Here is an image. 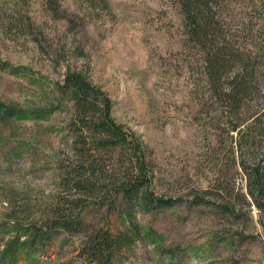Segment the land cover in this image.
Here are the masks:
<instances>
[{"label":"rangeland","instance_id":"obj_1","mask_svg":"<svg viewBox=\"0 0 264 264\" xmlns=\"http://www.w3.org/2000/svg\"><path fill=\"white\" fill-rule=\"evenodd\" d=\"M215 10L257 65L252 99L234 115L245 118L264 103V0H220ZM186 34L178 0H0V264H89L83 232L47 218L57 208L84 229L132 234L117 264H264V213L239 165L240 136ZM68 66L109 95L113 117L146 147V189L170 203L118 194L129 170L118 151L100 155V191L64 186L62 161L78 157L68 144L74 102L59 87Z\"/></svg>","mask_w":264,"mask_h":264},{"label":"trees","instance_id":"obj_2","mask_svg":"<svg viewBox=\"0 0 264 264\" xmlns=\"http://www.w3.org/2000/svg\"><path fill=\"white\" fill-rule=\"evenodd\" d=\"M220 0H178L184 16L187 42L196 48L203 60L206 83L209 91L223 103V113L233 121L231 131L239 134L236 141L240 153L239 165L243 168L249 196L253 204L264 213V147L255 145L253 133L264 138V103L260 109L245 118H235L242 107L251 100L257 83L256 63L251 53H246L228 37L215 7ZM60 90L66 91L74 102V112L69 121V137L73 156L62 161L61 180L67 188L75 192L100 191L94 181L97 173H105L107 168L100 159L102 151H118L124 157L129 170L115 182L116 192L128 202L145 196L148 203L168 204L172 200L155 197L146 189L151 181L146 163V147L131 132L116 121L112 115V100L102 88L97 86L89 74L82 69L68 66ZM2 111V110H1ZM6 112L16 115L21 111L9 108ZM22 113V112H21ZM19 116L25 117L24 114ZM242 140L246 141L243 148ZM250 141V144L248 142ZM252 146V147H251ZM250 148V149H249ZM258 148L260 150H255ZM256 151V152H253ZM58 209V208H57ZM54 211L52 218L56 229L68 232H83L84 261L89 264H117L121 262L123 250L131 242L128 232L114 235L105 228L84 229L86 223L79 216ZM46 238V230L40 233ZM50 237V236H48ZM170 263L180 258L179 248L164 249Z\"/></svg>","mask_w":264,"mask_h":264}]
</instances>
